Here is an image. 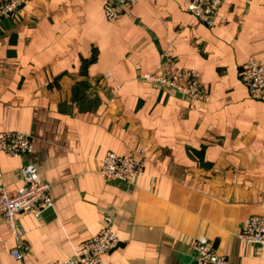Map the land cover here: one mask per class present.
<instances>
[{"label":"crops","instance_id":"1","mask_svg":"<svg viewBox=\"0 0 264 264\" xmlns=\"http://www.w3.org/2000/svg\"><path fill=\"white\" fill-rule=\"evenodd\" d=\"M105 1L26 0L0 19V131L32 138L0 153V173L15 190L32 163L53 199L17 214L22 258L0 216V264H54L106 215L120 238L106 264H195L201 235L229 264H264V245L239 235L264 212V100L242 79L248 56L264 62V0H224L212 26L182 0H136L111 22ZM166 68L198 71L208 100L141 78ZM109 150L143 173L103 176Z\"/></svg>","mask_w":264,"mask_h":264},{"label":"built area","instance_id":"2","mask_svg":"<svg viewBox=\"0 0 264 264\" xmlns=\"http://www.w3.org/2000/svg\"><path fill=\"white\" fill-rule=\"evenodd\" d=\"M224 0H182L195 17L207 25H214L217 12ZM26 0H6L0 4V19L18 13ZM136 0H106L104 17L114 22L121 7H132ZM146 81L169 88L199 100L209 96L200 83V73L196 70L166 68L161 73L147 72L141 75ZM242 79L255 98L264 100V62L255 56H248ZM32 138L22 131H0V153L19 156L31 152ZM144 171L142 161L128 153L107 151L99 165V172L106 178L132 182ZM24 184L15 190H8L7 183L0 173V216L4 218L16 240L12 254L22 258L29 250L17 214L32 213L36 216L53 205L51 185L42 178L37 167L27 163L22 167ZM240 237L248 243L264 245V212L245 218ZM120 238L114 227V219L104 216L99 230L81 241L73 253L54 264H106L104 256L115 249ZM195 264H229L226 255L219 253L213 242L205 235L192 242Z\"/></svg>","mask_w":264,"mask_h":264}]
</instances>
